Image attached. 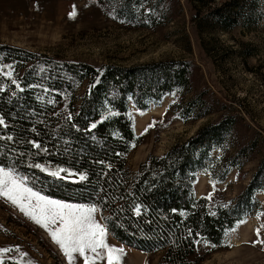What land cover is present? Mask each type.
Here are the masks:
<instances>
[{
	"label": "trees",
	"instance_id": "16d2710c",
	"mask_svg": "<svg viewBox=\"0 0 264 264\" xmlns=\"http://www.w3.org/2000/svg\"><path fill=\"white\" fill-rule=\"evenodd\" d=\"M158 1L121 0L115 8L104 5L103 10L107 16L122 14L146 22L156 19ZM187 2L200 10L201 4L214 1ZM149 3L153 13L144 14V4ZM255 3L229 0L209 7L202 21L229 31L237 26L241 10L252 15ZM191 72L188 63L176 60L95 67L0 45V118L5 121L0 125V167L14 166L17 174L27 178L28 186L49 198L96 204L108 234L147 253L145 264L156 254H160L157 264H198L197 246L206 241L220 245L245 220L257 189L264 191V157L231 205L213 200L215 189L196 198L194 186L198 170L216 148L222 153L220 164L210 170L211 178L220 181L234 167L228 163L226 149L220 147L235 129L234 117L203 126L161 156L148 155L130 172L127 157L142 138L134 136L132 109L143 113L175 91L191 92ZM181 104L175 99L170 108L182 121L211 110L201 96ZM237 156H243L241 151ZM36 163L43 171L33 166ZM59 168L69 171L60 178L48 174ZM219 168L221 175L216 174ZM79 174L86 179L80 180ZM137 204L140 215L134 211Z\"/></svg>",
	"mask_w": 264,
	"mask_h": 264
},
{
	"label": "rangeland",
	"instance_id": "374dc122",
	"mask_svg": "<svg viewBox=\"0 0 264 264\" xmlns=\"http://www.w3.org/2000/svg\"><path fill=\"white\" fill-rule=\"evenodd\" d=\"M100 1L0 0V45L95 67L168 60L188 63L191 92L175 91L143 113L132 109L134 136L142 138L132 146L127 166L134 173L148 155L161 156L203 126L234 117V131L220 145L234 167L220 181L211 178L210 170L220 164L222 153L216 148L198 170L194 186L196 198L211 195L215 189L213 200L231 205L249 185L264 157V0H256L252 15L241 10L237 26L226 32L202 20L209 7L229 0L201 4L200 10L192 9L187 0H159L156 19L146 22L122 14L107 16L104 5L112 9L121 0ZM153 9L151 3L144 4V14L153 13ZM198 96L210 107L209 114L182 121L176 109L170 108L175 99L186 105ZM239 151L243 156H237ZM222 173V168L216 172ZM95 215L103 223L98 211ZM106 238L124 252L140 256L141 264L146 263L147 253L117 242L109 234ZM196 254L198 264H264L263 188L255 192L245 220L220 245L199 244ZM159 258L160 254L151 256L150 264H157ZM79 260L74 255L72 264H83ZM0 264L69 262L48 230L0 197Z\"/></svg>",
	"mask_w": 264,
	"mask_h": 264
},
{
	"label": "snow or ice",
	"instance_id": "6c2138e0",
	"mask_svg": "<svg viewBox=\"0 0 264 264\" xmlns=\"http://www.w3.org/2000/svg\"><path fill=\"white\" fill-rule=\"evenodd\" d=\"M16 86L20 87L19 84ZM67 119L71 120V115ZM4 123V119L0 118V125ZM95 127L96 125L92 124V128ZM8 140H13V137L9 136ZM31 143L34 147H40L34 141ZM0 163L3 161L0 160ZM33 166L43 171L39 163ZM66 171L69 170L59 168L56 171H49L48 174L60 178L61 173ZM79 178L83 181L86 176L79 174ZM26 180V177L16 173L14 166L0 167V197L6 198L37 225L48 230L69 264H72L74 255L83 258V264H97V261L105 259L107 264H120L123 248L113 247L106 242L108 224L98 222L95 215L98 207L96 204L65 203L62 200L51 199L28 186ZM134 211L140 215L141 205H135ZM257 233L259 235V230ZM3 251L7 252L8 249Z\"/></svg>",
	"mask_w": 264,
	"mask_h": 264
},
{
	"label": "bare ground",
	"instance_id": "6f19581e",
	"mask_svg": "<svg viewBox=\"0 0 264 264\" xmlns=\"http://www.w3.org/2000/svg\"><path fill=\"white\" fill-rule=\"evenodd\" d=\"M106 242L113 247L119 248L116 246V244H114V242L110 238H106ZM121 258L123 260L122 264H141L140 256L132 252L123 251V253L121 254ZM78 259H80L79 261H83V258L78 257ZM104 261H106V259L103 261H97V264H102Z\"/></svg>",
	"mask_w": 264,
	"mask_h": 264
}]
</instances>
